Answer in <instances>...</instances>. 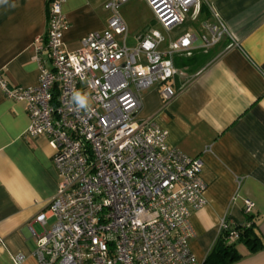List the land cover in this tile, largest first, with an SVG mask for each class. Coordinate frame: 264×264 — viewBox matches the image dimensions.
I'll return each mask as SVG.
<instances>
[{
    "label": "built area",
    "instance_id": "built-area-1",
    "mask_svg": "<svg viewBox=\"0 0 264 264\" xmlns=\"http://www.w3.org/2000/svg\"><path fill=\"white\" fill-rule=\"evenodd\" d=\"M128 0H106V26L65 49L64 0H49L47 27L34 43L37 82L10 86L0 75V91L25 104L31 138L45 137L52 149L58 183L47 209L34 221L48 230L37 236L39 264H201L189 248L190 214L205 204L202 160L167 143L168 132L153 116L139 117L144 91L159 86L163 103L187 77L173 55L207 51L231 37L217 17L200 21L165 48L162 33L148 28L128 46L119 9ZM165 31L188 17L197 19L200 0H145ZM187 41V43H185ZM199 41L200 45H195ZM86 93L88 109L70 103ZM254 203L243 200L248 215ZM237 225L220 220L223 243L239 237ZM21 255L13 261L19 264Z\"/></svg>",
    "mask_w": 264,
    "mask_h": 264
},
{
    "label": "crops",
    "instance_id": "crops-1",
    "mask_svg": "<svg viewBox=\"0 0 264 264\" xmlns=\"http://www.w3.org/2000/svg\"><path fill=\"white\" fill-rule=\"evenodd\" d=\"M105 2L64 0L65 49H78L85 34L105 28ZM200 2L210 17L225 23L231 37L207 51L174 54L175 66L186 69L184 84L177 82L176 94L166 104L159 86L144 91L139 117L153 116L167 130L170 146L202 160L205 204L189 216L188 243L196 260L203 264L225 218L248 223L261 240L255 250L236 242L240 257L229 264H264V0ZM204 19L188 17L189 27L173 34L180 25L165 31L155 21L159 29L149 28L162 33L165 48L184 32L199 31ZM126 25L130 46L148 29L146 22ZM46 27L47 0H0V75L10 86L37 82L34 43ZM27 126L25 104L0 91V264H15L18 254L19 264H39L34 255L37 236L54 221L49 217L43 226L34 221L53 198L58 176L46 138L27 136ZM244 199L254 203L248 215L242 210Z\"/></svg>",
    "mask_w": 264,
    "mask_h": 264
},
{
    "label": "trees",
    "instance_id": "trees-1",
    "mask_svg": "<svg viewBox=\"0 0 264 264\" xmlns=\"http://www.w3.org/2000/svg\"><path fill=\"white\" fill-rule=\"evenodd\" d=\"M48 2L49 0H47V4ZM199 15L204 18L210 17L209 9L204 2H201L200 4ZM238 231L239 237L236 242H243L248 245L250 250H255L261 247V240L253 231L251 225L239 227ZM235 243L226 245L223 243L221 237H219L203 264H229L230 262L238 259L240 255L235 249Z\"/></svg>",
    "mask_w": 264,
    "mask_h": 264
},
{
    "label": "rangeland",
    "instance_id": "rangeland-1",
    "mask_svg": "<svg viewBox=\"0 0 264 264\" xmlns=\"http://www.w3.org/2000/svg\"><path fill=\"white\" fill-rule=\"evenodd\" d=\"M119 14L123 21L127 24L130 23L136 27L139 24L146 22V28L152 27L153 25V27L155 26L159 29L157 24H155V15L153 10L149 7L145 0H128L126 3L121 5ZM188 27L189 21L186 19L182 25L172 31V34L181 32ZM126 44L128 46L131 45L129 40L126 41Z\"/></svg>",
    "mask_w": 264,
    "mask_h": 264
},
{
    "label": "clouds",
    "instance_id": "clouds-1",
    "mask_svg": "<svg viewBox=\"0 0 264 264\" xmlns=\"http://www.w3.org/2000/svg\"><path fill=\"white\" fill-rule=\"evenodd\" d=\"M70 103H74L78 109H88L90 106L88 95L79 90L73 92Z\"/></svg>",
    "mask_w": 264,
    "mask_h": 264
},
{
    "label": "snow or ice",
    "instance_id": "snow-or-ice-1",
    "mask_svg": "<svg viewBox=\"0 0 264 264\" xmlns=\"http://www.w3.org/2000/svg\"><path fill=\"white\" fill-rule=\"evenodd\" d=\"M185 43H187V41H185Z\"/></svg>",
    "mask_w": 264,
    "mask_h": 264
}]
</instances>
